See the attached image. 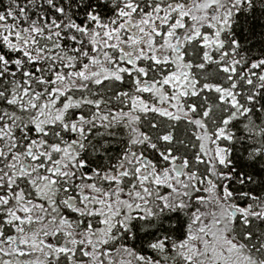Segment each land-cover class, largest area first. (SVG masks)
Masks as SVG:
<instances>
[{
  "label": "snow or ice",
  "instance_id": "6c2138e0",
  "mask_svg": "<svg viewBox=\"0 0 264 264\" xmlns=\"http://www.w3.org/2000/svg\"><path fill=\"white\" fill-rule=\"evenodd\" d=\"M0 264H264V0H0Z\"/></svg>",
  "mask_w": 264,
  "mask_h": 264
}]
</instances>
